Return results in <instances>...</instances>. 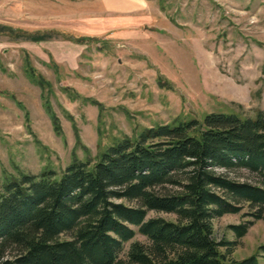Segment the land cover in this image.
Here are the masks:
<instances>
[{
	"label": "rangeland",
	"instance_id": "rangeland-1",
	"mask_svg": "<svg viewBox=\"0 0 264 264\" xmlns=\"http://www.w3.org/2000/svg\"><path fill=\"white\" fill-rule=\"evenodd\" d=\"M25 70L46 81L42 91ZM263 108L264 0H0V187L19 171L59 177L144 127ZM245 211L212 221L215 239L236 240V260L264 242V209L234 238L228 227ZM134 240L147 243L135 233L123 251Z\"/></svg>",
	"mask_w": 264,
	"mask_h": 264
},
{
	"label": "trees",
	"instance_id": "trees-1",
	"mask_svg": "<svg viewBox=\"0 0 264 264\" xmlns=\"http://www.w3.org/2000/svg\"><path fill=\"white\" fill-rule=\"evenodd\" d=\"M25 73L42 91L46 81ZM215 169H244L253 179ZM244 208L250 219L228 227L235 239L264 209V108L177 118L117 139L93 162L74 158L59 177L43 169L6 180L0 264H258L264 242L236 260L229 256L236 240L213 236L214 219ZM148 211L174 219L146 218ZM135 233L147 243L134 240L123 251Z\"/></svg>",
	"mask_w": 264,
	"mask_h": 264
}]
</instances>
